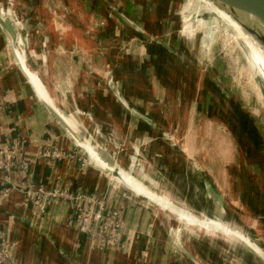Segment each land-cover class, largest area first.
<instances>
[{"label":"crops","instance_id":"crops-1","mask_svg":"<svg viewBox=\"0 0 264 264\" xmlns=\"http://www.w3.org/2000/svg\"><path fill=\"white\" fill-rule=\"evenodd\" d=\"M41 1L16 2L15 11L24 21L20 36L27 59L39 72L38 80L49 97L64 109V121L38 98L0 27V144L19 140L16 160L26 166L0 172V177L10 178L0 183V240L12 246L11 254L20 264H190L166 253L158 232L146 222L137 196L127 193L105 170L85 159L65 127L71 122L82 125L89 139L97 132L128 141L126 157L120 160L127 170L131 168L128 156L133 148L136 152V146L141 156L164 171L166 159L171 162L169 155L181 162L182 148L168 138L178 140L182 135L179 109L184 99L191 107L192 83L183 87L184 75L175 64L174 52V57L170 56L173 61L159 53L165 42L176 46L174 25L178 18L171 17L176 16L173 12L179 0H136L132 7L126 4L128 8L123 10L137 12V20L131 19L136 27L123 24L122 28L105 16L103 27L100 22L101 27L94 25L97 20L89 23L82 0L73 5L77 8L74 11L70 2ZM3 8L0 3L2 13ZM22 22L17 23L21 28ZM24 31L30 33L24 36ZM120 41L130 45L131 52L129 49L123 54ZM186 54L193 57L190 50ZM198 84L196 81V87ZM49 145L73 157L46 158L42 153ZM189 158L188 154L184 160L194 172ZM203 173L214 183L213 177ZM8 187L12 190L6 194ZM55 187L93 195L103 200L108 210L118 209L125 222L122 244H104L80 232L73 223L76 214L69 203L56 202L43 214L25 202L28 190L50 191ZM142 255L145 261L140 259Z\"/></svg>","mask_w":264,"mask_h":264},{"label":"rangeland","instance_id":"rangeland-1","mask_svg":"<svg viewBox=\"0 0 264 264\" xmlns=\"http://www.w3.org/2000/svg\"><path fill=\"white\" fill-rule=\"evenodd\" d=\"M21 1L0 0L5 14L0 12L2 16H8L16 23L22 22L15 11L16 2ZM43 1L55 4L70 2L71 11L77 10L74 4L78 5V0ZM82 1L87 20L89 23L97 20L96 27H101L99 22L102 27L105 25L102 21L104 16L117 21L119 28L129 19L137 20L135 10H123L128 8L126 4L131 7L137 5L136 0ZM28 2L33 3L34 0ZM179 4L173 12L176 16L171 17L178 18L174 25L177 27L178 39L173 40L176 46L165 42L159 53L166 54L167 61L169 58L173 61L170 56L175 55V64L182 68L184 75L183 87L192 83L191 107L184 99L180 106L182 109H179L182 135L178 140L168 138V141H177L182 148L181 162L176 156L169 155L171 162L166 159L168 164L164 171L159 169V164L141 156L136 146V152L133 148L128 156L131 157V168H126V173L157 197L172 202L177 211L191 213L200 222L193 225L183 218L180 220L176 212L170 213L169 209L145 195H137L107 174L127 193L137 196L141 204L139 208L146 212V222L158 232L170 256L181 257L190 264H264V77L259 69V55L240 28H236L238 26L223 11L207 0H179ZM101 8L104 10L100 11ZM29 33L25 32L26 35ZM118 47L123 54L129 49L131 52L127 43L120 41ZM188 50L192 52V58L186 54ZM189 68L190 71L187 70ZM196 81L199 83L197 87ZM164 94L160 92V98H164ZM234 108L241 113L237 114ZM242 116L245 119L241 122ZM74 126L78 134L86 138L85 127H77L75 123ZM94 135L89 143L97 152L112 165L116 163L124 168L120 160L126 157L128 141L116 139L111 134L94 132ZM187 152L190 158L192 156L189 160H192L194 168L200 171L191 172L190 164L184 160ZM203 170L213 177L214 183L203 176ZM215 192L219 195L217 205L225 210V214L211 199ZM207 219L227 223L262 253L218 227L202 224L201 221L206 222ZM140 259L145 261L146 257L142 255Z\"/></svg>","mask_w":264,"mask_h":264},{"label":"built area","instance_id":"built-area-1","mask_svg":"<svg viewBox=\"0 0 264 264\" xmlns=\"http://www.w3.org/2000/svg\"><path fill=\"white\" fill-rule=\"evenodd\" d=\"M19 146L20 142L17 139L9 141L6 145L0 144V172L26 168L25 164H20L16 160V151ZM42 155L55 160L73 157L71 153L64 152L55 145L47 146ZM9 179V176L0 177V183L9 181ZM11 190L8 187L5 193L8 194ZM25 202L31 203L36 210L43 214L56 202L69 203L76 214L73 223L80 232L94 240L98 239L104 244L113 246L121 244L124 222L120 212L108 210L105 203L93 195L82 192L70 193L60 187H55L50 191L39 188L28 190ZM11 248L9 243L0 240V264H20L13 258Z\"/></svg>","mask_w":264,"mask_h":264},{"label":"bare ground","instance_id":"bare-ground-1","mask_svg":"<svg viewBox=\"0 0 264 264\" xmlns=\"http://www.w3.org/2000/svg\"><path fill=\"white\" fill-rule=\"evenodd\" d=\"M1 12V11H0ZM2 13V12H1ZM0 15H5L4 13H2ZM4 18L10 19L8 16H3ZM12 20V19H10ZM13 21V20H12ZM129 22H132L131 19H129L127 21V23L129 24ZM15 24H17L16 22H14ZM231 24V23H230ZM22 28H24V23L22 24ZM20 30L22 29L21 27H19ZM239 28V27H236ZM24 29L21 30V32ZM25 32V31H24ZM26 36V34L24 35ZM154 39V38H151ZM249 41L251 42L252 47L255 49V51L258 53L259 55V59H260V71L264 77V52H262V50L259 48V46H255L251 39L249 38ZM11 46L15 51V55L17 57V61L19 63V65L21 66V68L23 69L24 73L26 74V77L29 81V83L33 86L34 91L36 92L38 98L44 102L46 104V106H48L49 108L52 109L53 112H55L57 115L62 114V109L58 108L56 102L54 100H52L49 95L48 92L45 90L44 86L42 85L41 81L38 80V74L39 72L34 68V66L30 65L29 60L27 59L26 54H24V52L22 51V46L20 47H14V45L12 44L11 41ZM257 58V56H255ZM258 60V58H257ZM64 110V109H63ZM68 111V109L66 110ZM68 113H70L68 111ZM63 117V114H62ZM69 118H73V116L69 115ZM71 127V128H70ZM70 127H68V130L71 131V133L73 135H77L78 133V129L74 126V124L71 122ZM76 137V136H75ZM77 142L79 141V144L86 150L90 160L92 162H94V164H96L97 166L104 168L108 171H113L114 170V166L112 165V163L109 162V160H107V158L105 156H103L100 152H97L96 148L93 149L94 146H92V144L90 143V146L88 141L90 139H78V137L76 138ZM90 142V141H89ZM118 183H121L123 185H127L128 187H130L133 191H135L137 194H142L145 195L148 199H150L151 201L158 203L159 205H161L163 208H166L167 210L169 209L170 213H177L178 217L185 219L186 221H188L189 223L191 222V224L193 225H198V222H200L197 217L195 215H192L191 213H188L186 211H177L173 206H172V202L163 199L161 197H157L153 192H151L150 190H148L140 181L136 180L134 177H132L131 175H129L128 173H126L123 170H120V177L114 178ZM221 212H224V210H222ZM202 224H205L206 226H212V227H218L220 228L221 231L233 236L234 238H238L240 239L242 242H244L246 245H249L251 247L256 248V250L261 254L262 251L260 248H258L255 244H253L246 236H244L242 233H240L237 230L232 229L227 223L225 222H219L217 220H213V219H207L206 222L201 221Z\"/></svg>","mask_w":264,"mask_h":264},{"label":"water","instance_id":"water-1","mask_svg":"<svg viewBox=\"0 0 264 264\" xmlns=\"http://www.w3.org/2000/svg\"><path fill=\"white\" fill-rule=\"evenodd\" d=\"M207 1L210 2L212 5H214L215 7L219 8L221 11H223L240 28V30L242 31V34L245 35V37H247L248 39L250 38L252 43L255 46L258 45L259 48L262 50V52H264V0H207ZM131 25H134L136 27V24L133 21L129 22V26ZM0 27L4 31V33L9 37L10 41H12V44L14 45V47L22 46V51L24 52V54H26L25 46L20 36L19 25L15 24L14 21L4 18L2 15H0ZM240 111L241 110L236 111L237 114L238 113L240 114L241 113ZM53 113L59 117V120L61 122L64 121L62 114L57 115L55 112ZM135 115L141 118L140 115L138 114H135ZM143 119L149 122L148 119L146 118H143ZM244 119H245L244 117L242 119L240 117L241 122L244 121ZM65 127L67 131L68 126L65 125ZM69 132L71 133V131ZM71 137L76 143L78 149L83 152V154L88 158V160H90L86 150L79 144V141L77 142L76 140L77 137L78 139H83V140L87 138L81 137L78 133L77 135H73L71 133ZM113 166H114L113 171H108L104 168L102 169L117 179L120 177V170H123L126 172V169L121 168L116 163H113ZM203 176H204V173H203ZM127 188H130V187L127 186ZM133 192L136 193L135 191ZM137 195H142V194H137ZM211 199L214 203H216V208L219 209L220 206L217 205V202L219 200V195L215 192ZM219 210L221 212L224 209H219ZM222 213L225 214L224 212Z\"/></svg>","mask_w":264,"mask_h":264}]
</instances>
